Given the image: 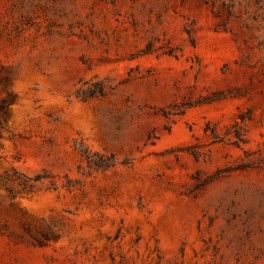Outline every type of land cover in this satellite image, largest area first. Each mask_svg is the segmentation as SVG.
I'll use <instances>...</instances> for the list:
<instances>
[{
  "label": "rangeland",
  "instance_id": "rangeland-1",
  "mask_svg": "<svg viewBox=\"0 0 264 264\" xmlns=\"http://www.w3.org/2000/svg\"><path fill=\"white\" fill-rule=\"evenodd\" d=\"M0 264H264V0H0Z\"/></svg>",
  "mask_w": 264,
  "mask_h": 264
}]
</instances>
